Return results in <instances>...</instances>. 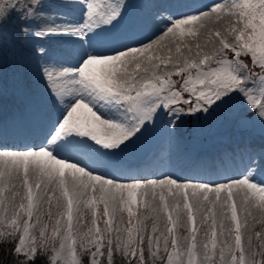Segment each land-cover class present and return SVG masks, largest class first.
<instances>
[{
  "label": "snow or ice",
  "instance_id": "snow-or-ice-1",
  "mask_svg": "<svg viewBox=\"0 0 264 264\" xmlns=\"http://www.w3.org/2000/svg\"><path fill=\"white\" fill-rule=\"evenodd\" d=\"M21 7L33 17L38 0ZM80 7L79 20L33 33L66 35L76 54L43 68L57 113L41 143L0 147V245L14 264H264V178L251 169L219 183L105 170L162 111L175 127L239 96L264 120V0L194 3L143 41L103 46L127 5Z\"/></svg>",
  "mask_w": 264,
  "mask_h": 264
},
{
  "label": "rangeland",
  "instance_id": "rangeland-1",
  "mask_svg": "<svg viewBox=\"0 0 264 264\" xmlns=\"http://www.w3.org/2000/svg\"><path fill=\"white\" fill-rule=\"evenodd\" d=\"M166 1L172 6V8L176 10V14L186 13L191 8L188 0ZM39 2H41V0H38V4ZM208 2H210V0H202V3ZM12 3H15L16 6L12 7ZM28 3H30V0H0V4L9 5L7 8V14L0 18V80L10 89L12 93L15 94L13 97L14 100H17L19 97L23 99L24 95L28 91L32 92L34 96L45 95L46 92H49V89L43 74L44 66L51 63L67 64L73 62L76 54V48L73 40L66 35L57 34L62 41V48H60L59 52V61H37L31 66L28 64V49L25 45H23L26 41V33L23 31V29L25 27H29L30 25L38 28L43 25L41 20L34 21V19H36V15L33 17H24L26 9L22 8L21 5ZM81 3L82 0H54V7L51 14L52 21H55L56 23H62L69 20H79L81 18L82 12L80 7ZM124 3L127 5L124 16L120 22L114 26L119 27H117L115 30H112V28H114L112 27L108 31L102 32L97 42V46L104 45L102 44L103 38L107 36L111 38L112 36L118 34V32L122 31L123 24L129 25L134 31H139L142 28L146 30L147 26H151L149 29L151 33L149 37H151L152 33L156 30V21L168 14V12L165 11L162 6L158 5L157 0L156 3L155 0H124ZM129 4L133 7L136 16L131 12V7H129ZM44 11L38 13V16ZM146 38L148 37L144 36L139 40L143 41ZM165 43H167V41H165ZM65 49L67 50L66 52H64ZM246 62L251 66L250 58H247ZM3 103L5 106H8V99ZM47 103L48 102L44 101L42 110L44 109L46 111V109H48ZM246 110L250 109H248L243 103L242 98L237 96L232 100L215 107L207 114L202 113L201 118L197 121L189 122L186 119V115L181 116L178 120H176L175 127H172L170 123V121L175 118L166 114L164 119L160 121L158 116L154 125H150L144 132L146 134H150L155 139L153 147L155 148L156 146L157 150L161 149V147L158 146L160 143H163L164 145L163 159L158 160L155 165L168 167V165H171L172 163L167 159H174L177 157V155L183 158H192V153L194 152L203 155L201 149L207 150L210 143H214L213 146L216 150L221 149L224 151L220 155L221 160L219 161V164L224 162L222 160L224 155L227 154V152H230V150L227 149L230 145V139L227 136H234V132L236 131L235 119L236 117L243 114V111ZM32 119L33 121L35 120L34 118ZM250 125H253L251 128L252 130H250L251 132H240L239 135L249 137L251 139L250 142H247L246 146H248V148L251 150L254 159H258L254 160L252 162V167L247 169H251L252 174L254 175V167L256 165H264V120H261L259 117L254 115L252 116ZM219 127H223V132L225 134L214 133L215 129H219ZM189 134L199 138V144L197 147H193L189 142L187 137ZM215 134H217L218 140L212 142L211 140L214 139ZM254 139L257 140V144H251L252 140ZM221 143H226L227 147H223ZM131 147L129 146L124 151L117 153L115 156H111L110 159H118L123 154L131 152ZM203 160L204 158H199L198 164ZM184 167L185 165L181 163L176 168V170H181ZM171 169L175 168H170L168 170ZM255 177L257 180H260L259 177ZM187 180L194 181L193 179ZM31 181L32 179H30V182ZM194 182L200 181L195 180ZM21 191H23L22 187ZM36 191L39 192L40 190L37 189ZM7 194L8 193H6V195ZM53 211H55V208H53ZM136 211L137 214H139L140 212L146 211V209L138 205ZM124 215L126 218L127 214L125 213ZM199 234L200 233L198 232V235Z\"/></svg>",
  "mask_w": 264,
  "mask_h": 264
},
{
  "label": "bare ground",
  "instance_id": "bare-ground-1",
  "mask_svg": "<svg viewBox=\"0 0 264 264\" xmlns=\"http://www.w3.org/2000/svg\"><path fill=\"white\" fill-rule=\"evenodd\" d=\"M66 20V19H65ZM234 140L238 141L239 143L241 142H244V138L243 137H235ZM39 142L41 143V141L39 140L36 144H39ZM26 143H29V141H26ZM17 144V143H15ZM15 144H12V145H15ZM25 146H19V147H15V148H11V149H16V148H24ZM197 154V153H196ZM163 155V150L162 149H155L152 148L151 151L145 156V158H138V161L140 163H145L148 162L150 165H153V161H156L158 160L159 158H161ZM195 157H197V155H194ZM63 158V157H61ZM136 158V157H135ZM213 158H214V155H213ZM134 160V159H132ZM108 161V166L105 168L106 171H109L111 172L113 175H118V176H121V177H124V178H128V177H133V176H139V177H147V178H158L161 176V174H166V175H171L173 176L174 178L176 177H179V178H183V179H193L194 181L197 180V181H200V182H220V181H224L228 178H234L236 177V173L234 171H231V172H221L220 174V177L218 178V176L216 174H211L210 176H207V177H201L199 179H196V178H193L192 175L189 174V172L187 173V171H178L176 172V170L172 171V172H169V171H165V170H156V171H153V170H150V169H146L145 171V174H140V172H138V170H132V172L134 173H129L127 174L126 172H122L121 171V167L125 165V162H121V163H118L116 165V163L109 159H107ZM121 166V167H118V166ZM258 165H256L254 167L253 170H257L258 169ZM30 179H32L30 177Z\"/></svg>",
  "mask_w": 264,
  "mask_h": 264
},
{
  "label": "trees",
  "instance_id": "trees-1",
  "mask_svg": "<svg viewBox=\"0 0 264 264\" xmlns=\"http://www.w3.org/2000/svg\"><path fill=\"white\" fill-rule=\"evenodd\" d=\"M12 245H0V264H14V258L11 255L10 249ZM5 248L9 249L8 251ZM36 264H48L46 257L37 259Z\"/></svg>",
  "mask_w": 264,
  "mask_h": 264
}]
</instances>
